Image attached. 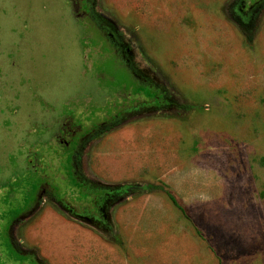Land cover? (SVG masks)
Segmentation results:
<instances>
[{
  "label": "rangeland",
  "instance_id": "obj_1",
  "mask_svg": "<svg viewBox=\"0 0 264 264\" xmlns=\"http://www.w3.org/2000/svg\"><path fill=\"white\" fill-rule=\"evenodd\" d=\"M73 1L0 0V264H264V0Z\"/></svg>",
  "mask_w": 264,
  "mask_h": 264
},
{
  "label": "trees",
  "instance_id": "obj_2",
  "mask_svg": "<svg viewBox=\"0 0 264 264\" xmlns=\"http://www.w3.org/2000/svg\"><path fill=\"white\" fill-rule=\"evenodd\" d=\"M240 27H241V29L244 31V33H245L246 35H248V37H250V35H249V33H248V30L246 29V26L243 25V23H240ZM170 197H171L172 201L174 202V204L178 205L177 202L175 201V199L173 198V196L170 195Z\"/></svg>",
  "mask_w": 264,
  "mask_h": 264
},
{
  "label": "flooded vegetation",
  "instance_id": "obj_3",
  "mask_svg": "<svg viewBox=\"0 0 264 264\" xmlns=\"http://www.w3.org/2000/svg\"><path fill=\"white\" fill-rule=\"evenodd\" d=\"M81 2H83V1H81ZM76 3H77L76 1H73V0H72V4H73L75 10H78V9H77L78 6L76 5ZM81 14L83 15L84 13H81ZM83 16H87V15L84 14ZM72 134H74V132H73ZM92 201H94V199H93ZM95 203H98L97 200H95Z\"/></svg>",
  "mask_w": 264,
  "mask_h": 264
}]
</instances>
